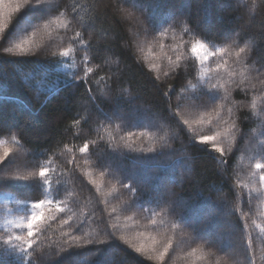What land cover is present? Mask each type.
<instances>
[{"label":"trees","instance_id":"1","mask_svg":"<svg viewBox=\"0 0 264 264\" xmlns=\"http://www.w3.org/2000/svg\"><path fill=\"white\" fill-rule=\"evenodd\" d=\"M258 163L264 0H32L0 34V264H264Z\"/></svg>","mask_w":264,"mask_h":264},{"label":"snow or ice","instance_id":"2","mask_svg":"<svg viewBox=\"0 0 264 264\" xmlns=\"http://www.w3.org/2000/svg\"><path fill=\"white\" fill-rule=\"evenodd\" d=\"M30 3H32V0H0V34H3L10 26V24L13 21V18L21 12L26 6H28ZM24 43H27L25 41ZM20 51H23V46L21 44L16 45ZM9 51H12V49H9ZM193 56L201 63L203 64L205 61H207L210 57L218 55L222 52H224V49H217L215 52L209 51L205 44L201 43L199 40L195 41L191 45L190 49ZM244 49L241 48L240 52H243ZM68 53L67 51L61 52L62 56H66ZM240 53H237V56H239ZM219 67V66H218ZM211 123V120L208 121ZM184 123H188L187 120L184 121ZM220 133H217L215 135H203L200 137L199 143L206 144L208 142H216L220 138ZM88 145L85 144L84 147L80 149V151L83 153L87 151ZM151 151V149H149ZM215 152L223 154V149L216 147L214 149ZM7 155V153H5ZM257 169H264V164H256ZM47 169L42 168L39 172V176L41 178H46L47 176ZM261 182L264 184V176H261ZM52 202L51 201H44L39 200L32 204L33 213L32 215L27 219L26 222H24L23 226L26 228V236H15L11 239H15L17 241H20L21 243L27 245L28 248L32 247V237L34 236V229L39 230L40 224L48 219L49 217L45 216L44 209L46 207H51ZM57 212L62 211V209L57 206L55 209ZM19 226V225H18ZM143 235V234H141ZM154 241V238H152ZM155 242V241H154ZM170 246V245H169ZM135 251L137 253H141L144 251V246L141 245L140 247H136ZM165 251H167V248H165ZM164 253H160V258H163Z\"/></svg>","mask_w":264,"mask_h":264}]
</instances>
